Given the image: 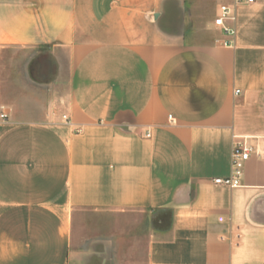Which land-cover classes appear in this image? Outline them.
<instances>
[{"label":"crops","instance_id":"0c3cea01","mask_svg":"<svg viewBox=\"0 0 264 264\" xmlns=\"http://www.w3.org/2000/svg\"><path fill=\"white\" fill-rule=\"evenodd\" d=\"M10 47L47 78L0 100V264H264V155L214 182L264 137V0H0ZM87 210L149 231L86 234Z\"/></svg>","mask_w":264,"mask_h":264},{"label":"rangeland","instance_id":"374dc122","mask_svg":"<svg viewBox=\"0 0 264 264\" xmlns=\"http://www.w3.org/2000/svg\"><path fill=\"white\" fill-rule=\"evenodd\" d=\"M44 57L43 53L21 47H10L0 53V100L3 103H8L10 99L25 98L23 96L26 94H32L35 100L40 99L42 79H46L47 75L38 72V63H43L40 60ZM81 218L80 228L86 234L142 235L149 231V218L143 212L119 214L87 210Z\"/></svg>","mask_w":264,"mask_h":264},{"label":"built area","instance_id":"2783aa9c","mask_svg":"<svg viewBox=\"0 0 264 264\" xmlns=\"http://www.w3.org/2000/svg\"><path fill=\"white\" fill-rule=\"evenodd\" d=\"M236 2H241V0H236ZM248 3L254 2V0H247ZM236 15L227 4H222L219 9V13L214 20V24L217 27L223 29L227 34L235 35L236 29L227 24V21H235ZM240 90L236 91L238 94ZM2 119H7L8 114L2 112L0 114ZM63 121L67 124H72L70 117L67 114L62 116ZM173 120L172 115L169 116ZM77 132H81L82 128H77ZM150 134H148L149 136ZM234 142L232 146L231 153V173L225 177H217L214 182L219 185H225L230 187H236L241 185L242 177L244 174V166L249 161V159L255 156L264 155V137H251V136H239L234 135Z\"/></svg>","mask_w":264,"mask_h":264}]
</instances>
